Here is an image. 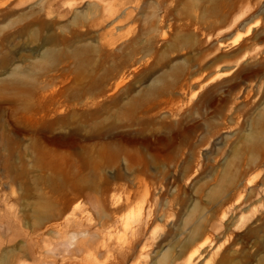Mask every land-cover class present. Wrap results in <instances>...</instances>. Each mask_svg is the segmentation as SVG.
Here are the masks:
<instances>
[{
    "label": "rangeland",
    "instance_id": "374dc122",
    "mask_svg": "<svg viewBox=\"0 0 264 264\" xmlns=\"http://www.w3.org/2000/svg\"><path fill=\"white\" fill-rule=\"evenodd\" d=\"M0 264H264V0H0Z\"/></svg>",
    "mask_w": 264,
    "mask_h": 264
},
{
    "label": "bare ground",
    "instance_id": "6f19581e",
    "mask_svg": "<svg viewBox=\"0 0 264 264\" xmlns=\"http://www.w3.org/2000/svg\"><path fill=\"white\" fill-rule=\"evenodd\" d=\"M250 29H251V26L248 27L247 31H249ZM241 35H242L241 33H237L235 37L233 36V38H232L233 41L239 40L241 38ZM232 39H231V41H232ZM219 74H222V73H219ZM75 238H76V235H75V233H73L72 238H71L72 241L68 243L69 246H72V244L74 245L73 241L75 240ZM204 243L205 242L200 244L199 247L194 248V250L189 253V255H188L189 259L198 254L200 247L205 245Z\"/></svg>",
    "mask_w": 264,
    "mask_h": 264
}]
</instances>
